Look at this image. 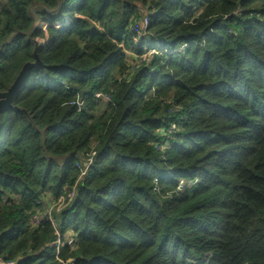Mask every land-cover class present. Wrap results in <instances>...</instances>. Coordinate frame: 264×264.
I'll use <instances>...</instances> for the list:
<instances>
[{
    "label": "trees",
    "instance_id": "16d2710c",
    "mask_svg": "<svg viewBox=\"0 0 264 264\" xmlns=\"http://www.w3.org/2000/svg\"><path fill=\"white\" fill-rule=\"evenodd\" d=\"M22 73L0 264H264V0H0Z\"/></svg>",
    "mask_w": 264,
    "mask_h": 264
},
{
    "label": "clouds",
    "instance_id": "9594fccd",
    "mask_svg": "<svg viewBox=\"0 0 264 264\" xmlns=\"http://www.w3.org/2000/svg\"><path fill=\"white\" fill-rule=\"evenodd\" d=\"M235 14H236L237 16L240 15V7H239V5L236 6ZM46 38H47V32L45 33V36H44V37H37L36 39H37V42L39 43V42H43V40L46 39ZM81 106H82V105H81ZM178 131H182V129L178 128L176 125H173L172 128L170 129V132H178ZM166 148H167V144H165L164 147H161V148L159 149V151H160L161 153H163V152L165 151ZM91 163H92L91 160H88V161L85 163V165H84L85 170H87V165H88V164H91ZM197 179H198V178L195 177V175H193V179L188 180V181H186L184 178H181V177H179V176L175 177V180L178 181V188H177V191H178V192L181 191V190L184 188V186H185L186 183H189V184H195V183L197 182Z\"/></svg>",
    "mask_w": 264,
    "mask_h": 264
},
{
    "label": "water",
    "instance_id": "95a60500",
    "mask_svg": "<svg viewBox=\"0 0 264 264\" xmlns=\"http://www.w3.org/2000/svg\"><path fill=\"white\" fill-rule=\"evenodd\" d=\"M28 67V66H27ZM26 67V68H27ZM24 75L23 73L20 75L18 81L8 90L7 93L4 94V98L3 100L0 102V112H2L3 110L7 109L10 107V102L12 100V97L14 96V94L16 93L22 79H23ZM72 89L74 90H77L76 87H71ZM89 91H82L80 92L81 95H83L84 93H87ZM100 99H103L104 101H106L107 99L102 97V96H99ZM17 264V263H16Z\"/></svg>",
    "mask_w": 264,
    "mask_h": 264
},
{
    "label": "rangeland",
    "instance_id": "374dc122",
    "mask_svg": "<svg viewBox=\"0 0 264 264\" xmlns=\"http://www.w3.org/2000/svg\"><path fill=\"white\" fill-rule=\"evenodd\" d=\"M161 44H162V41L161 40H157V43H155V47L156 48H159V47H161ZM150 46H152V43L151 42H148L147 41V43L143 46V49L144 50H147ZM147 52H148V54L149 55H154V54H158V52H156V51H154V50H147ZM8 92V91H7ZM6 92V93H7ZM4 94L5 93H3V94H0V102L3 100V98H4ZM104 97V96H103ZM105 98V97H104ZM56 160H59V159H56ZM49 201V200H48ZM64 205V203H58V204H54V203H52L51 204V207L54 209V207L56 208V210H57V208H60V207H62ZM40 219H42L40 216H34L33 217V220L36 222V221H38V220H40ZM5 264V263H4Z\"/></svg>",
    "mask_w": 264,
    "mask_h": 264
},
{
    "label": "built area",
    "instance_id": "2783aa9c",
    "mask_svg": "<svg viewBox=\"0 0 264 264\" xmlns=\"http://www.w3.org/2000/svg\"><path fill=\"white\" fill-rule=\"evenodd\" d=\"M135 32H136V33L139 32V27H138V25H136V27H135ZM73 196H74L73 193H71V194L69 195V201H68V202H70V201L73 199ZM59 202H60V203H61V202L64 203V205L67 204V203H65V201H64L63 198H60ZM62 207H64V206H62ZM62 207L57 208V210L61 209ZM50 209H52L51 206H50ZM49 215H50V213L48 212V213H47V216L50 217Z\"/></svg>",
    "mask_w": 264,
    "mask_h": 264
}]
</instances>
